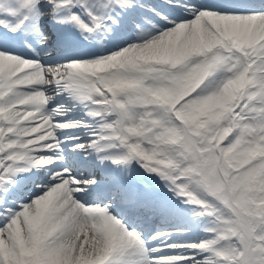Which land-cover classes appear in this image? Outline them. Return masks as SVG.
Wrapping results in <instances>:
<instances>
[{
	"label": "snow or ice",
	"instance_id": "obj_1",
	"mask_svg": "<svg viewBox=\"0 0 264 264\" xmlns=\"http://www.w3.org/2000/svg\"><path fill=\"white\" fill-rule=\"evenodd\" d=\"M0 264H264V0H0Z\"/></svg>",
	"mask_w": 264,
	"mask_h": 264
},
{
	"label": "bare ground",
	"instance_id": "obj_2",
	"mask_svg": "<svg viewBox=\"0 0 264 264\" xmlns=\"http://www.w3.org/2000/svg\"><path fill=\"white\" fill-rule=\"evenodd\" d=\"M153 3H160V0H152ZM39 175V174H38ZM28 186L25 188V192H27ZM25 199H27V196H25Z\"/></svg>",
	"mask_w": 264,
	"mask_h": 264
}]
</instances>
